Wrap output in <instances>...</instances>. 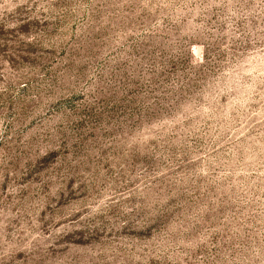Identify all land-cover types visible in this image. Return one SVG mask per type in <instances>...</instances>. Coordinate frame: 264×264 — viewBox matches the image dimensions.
I'll list each match as a JSON object with an SVG mask.
<instances>
[{
    "label": "rangeland",
    "instance_id": "obj_1",
    "mask_svg": "<svg viewBox=\"0 0 264 264\" xmlns=\"http://www.w3.org/2000/svg\"><path fill=\"white\" fill-rule=\"evenodd\" d=\"M0 264H264V0H0Z\"/></svg>",
    "mask_w": 264,
    "mask_h": 264
}]
</instances>
